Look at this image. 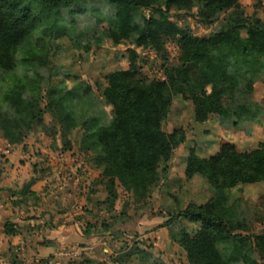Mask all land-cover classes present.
<instances>
[{"label": "trees", "instance_id": "1", "mask_svg": "<svg viewBox=\"0 0 264 264\" xmlns=\"http://www.w3.org/2000/svg\"><path fill=\"white\" fill-rule=\"evenodd\" d=\"M81 1L0 0V132L10 145H23L25 133L44 126L47 111L59 113L67 130L81 126V149L95 155L96 167L107 178L108 199L96 205L109 212L118 184L141 199L148 198L166 173L164 164L186 142L184 128L172 132L163 128L175 96L192 102L194 119L201 124L212 117H228L238 126L257 118L258 113L247 104L228 107L224 99L240 85L252 90L255 79L264 75V21L237 14L239 0H106L115 6L113 25L106 31L113 44L124 43L135 34V47L159 53L168 40L176 39L180 58L165 79L147 80L140 74L137 51L129 49L128 66L105 75L103 96L114 119L106 127H96L95 120L76 118L70 101L74 91L66 90L62 80L52 82L59 77L53 65L52 40L68 39L73 47L89 51L74 19L62 13ZM231 9L234 12L209 36L183 31L170 19L172 11H196L209 27L220 13ZM144 10L150 14L143 16L142 24H136ZM43 69H48L53 83L45 95ZM185 175L204 178L213 190L206 202H191L170 214L171 219L196 224L193 231L170 233L185 250L189 263L262 264L253 253L258 252L264 260V235L256 236L253 244L251 237L242 233L246 222L230 205L229 191L264 183V141L249 150L223 141L208 157L192 147L185 158ZM100 225L105 231L111 229L106 222ZM95 226L87 224L84 233H92ZM4 233L15 235L18 228L7 222ZM143 252V264H166L151 246H145ZM112 262L128 264L124 256Z\"/></svg>", "mask_w": 264, "mask_h": 264}, {"label": "rangeland", "instance_id": "2", "mask_svg": "<svg viewBox=\"0 0 264 264\" xmlns=\"http://www.w3.org/2000/svg\"><path fill=\"white\" fill-rule=\"evenodd\" d=\"M239 4L235 11L237 14L258 17L264 21V0H239ZM71 10L75 11L74 15ZM233 12L231 9L220 13L209 27L196 11H172L170 19L183 31L195 36H209ZM62 13L67 19H74L81 41L89 47V51L85 52L83 47H73L68 39L52 40L51 50L55 54L53 65L59 75L52 82L62 80L66 90L74 91L70 101L76 118L95 120L96 127H106L114 119V113L106 105L103 96V89L107 86L105 75L128 66L129 49L137 51L140 74L147 80H163L171 67L179 65L180 51L176 39L168 40L165 50L159 53L151 48L135 47V34L124 43L113 44L106 31L113 25L115 6L106 0H83L71 8L62 9ZM149 14V10H144L135 23L142 24L143 16ZM42 75L45 95L53 83L49 79L48 69H43ZM87 87L90 90L86 92ZM224 102L228 107L247 104L258 116L238 126L228 117H212L201 124L194 119L192 102L182 96H175L163 128L167 132L184 128L186 142L177 147L171 160L164 164L166 173L148 198L141 199L133 191L118 184L117 197L109 212L101 205H96L97 201L108 199L107 178L96 167L93 160L95 155L81 149V126L67 130L66 122L59 113L47 111L43 117L44 126H37L25 133V151L20 148L19 152L24 154L19 158H28L26 160L32 165L38 162L36 166H42L45 158H78L81 173L77 184L81 197L77 205L83 208V212H89L87 215H90L91 223L96 225L94 230L101 234L96 241L99 254L95 260L105 259L110 264H116L112 260L124 256L128 264H143V249L151 246L156 256L166 264H190L185 250L172 240L170 233L171 230L180 229L193 231L196 224L184 219H171L173 215L170 214L183 210L191 202H206L213 190L200 176L186 177L185 158L192 147H196L202 156L208 157L218 151L223 141L234 142L240 150L255 148L260 141H264V75L255 79L252 90L240 85L232 95L225 97ZM45 104L44 100L43 106ZM1 139L4 138L0 132ZM4 144L0 143L1 149ZM66 172L64 183L73 177V173ZM54 182L57 181L54 179ZM229 203L244 218L246 228L242 233L251 237L254 244L256 236L264 235V183L240 185L231 189ZM87 206L93 210L90 211ZM102 222L109 224L110 231L101 227ZM253 257L264 264L258 252L255 251Z\"/></svg>", "mask_w": 264, "mask_h": 264}, {"label": "crops", "instance_id": "3", "mask_svg": "<svg viewBox=\"0 0 264 264\" xmlns=\"http://www.w3.org/2000/svg\"><path fill=\"white\" fill-rule=\"evenodd\" d=\"M0 143H5L0 148V254L12 256L20 249L27 258L54 257L56 264H110L95 260L101 234L95 228L90 234L83 230L92 220L77 205L78 158H45L42 166H36L38 162L32 165L28 158H19L24 144L10 145L4 139ZM66 171L73 173L68 183H64ZM7 222L18 228L17 234L4 233Z\"/></svg>", "mask_w": 264, "mask_h": 264}, {"label": "built area", "instance_id": "4", "mask_svg": "<svg viewBox=\"0 0 264 264\" xmlns=\"http://www.w3.org/2000/svg\"><path fill=\"white\" fill-rule=\"evenodd\" d=\"M202 26L201 24H199ZM61 255V254H59ZM57 261L54 257L50 258H27L23 256L20 249H17L12 256H5L0 254V264H56Z\"/></svg>", "mask_w": 264, "mask_h": 264}]
</instances>
